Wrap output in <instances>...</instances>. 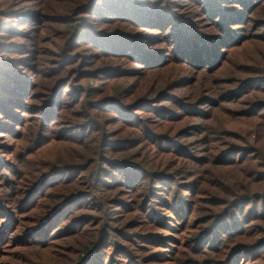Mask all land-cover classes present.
Here are the masks:
<instances>
[{
    "label": "trees",
    "instance_id": "16d2710c",
    "mask_svg": "<svg viewBox=\"0 0 264 264\" xmlns=\"http://www.w3.org/2000/svg\"><path fill=\"white\" fill-rule=\"evenodd\" d=\"M15 245L264 264V0H0V264Z\"/></svg>",
    "mask_w": 264,
    "mask_h": 264
},
{
    "label": "rangeland",
    "instance_id": "374dc122",
    "mask_svg": "<svg viewBox=\"0 0 264 264\" xmlns=\"http://www.w3.org/2000/svg\"><path fill=\"white\" fill-rule=\"evenodd\" d=\"M230 106L233 107V105L232 104H229V103L226 105V107H230ZM10 141H12V139ZM50 151H51V149H47V147L42 148V149H37V151L34 152V154L28 155L30 157L27 158V159H29V161H32L33 159H38L36 157V155L39 154L41 156H44L45 162H46V157H47L48 154H50ZM29 163L30 162H28V164ZM29 169H30V167H26L25 173H27L29 171ZM20 170H23V169H20ZM2 190H5V189H2ZM24 250L26 251L27 249H24V246H20V245H15V246L10 247L9 252H8L9 255H7L4 258L5 263H2V264H21V263H23L24 262V257H21V256L22 255L25 256L26 254H30V252L29 253H26ZM12 252H13V254L16 253L18 255V261L17 262L14 261V260H12V259H10L11 258L10 256L12 255ZM32 252H34V251H32ZM54 264H57V263H54Z\"/></svg>",
    "mask_w": 264,
    "mask_h": 264
}]
</instances>
